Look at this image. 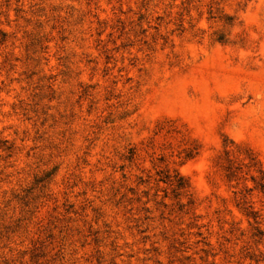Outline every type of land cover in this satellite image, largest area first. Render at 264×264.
<instances>
[{"label":"rangeland","instance_id":"1","mask_svg":"<svg viewBox=\"0 0 264 264\" xmlns=\"http://www.w3.org/2000/svg\"><path fill=\"white\" fill-rule=\"evenodd\" d=\"M0 264H264V0H0Z\"/></svg>","mask_w":264,"mask_h":264}]
</instances>
